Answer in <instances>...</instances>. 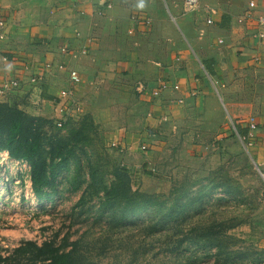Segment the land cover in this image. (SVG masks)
Returning <instances> with one entry per match:
<instances>
[{"label":"rangeland","instance_id":"1","mask_svg":"<svg viewBox=\"0 0 264 264\" xmlns=\"http://www.w3.org/2000/svg\"><path fill=\"white\" fill-rule=\"evenodd\" d=\"M252 72L243 83L249 98L230 99L236 114L260 119L264 98L257 95L264 94V73ZM234 82L242 85L240 79ZM226 88H215L222 117L205 119L209 126L201 134L202 147L193 145L191 137L181 144L182 136L169 149L143 150L138 136L126 145L118 140L125 136L108 141L111 124L106 119L81 115L59 127L23 110L35 118L27 129L40 134L42 154L34 171L31 162L0 150V264H47L17 252L30 241L64 246L73 264H264V165L231 129L244 118H231L221 94ZM146 117L137 112L132 123ZM77 130L89 142L79 143L84 150L77 149L69 165L58 163L52 152L60 146L56 136L64 140ZM89 165L96 169L94 180ZM53 167L57 178L42 186L48 198L40 199L33 175ZM117 182L126 183L132 200L124 210L105 206L107 191Z\"/></svg>","mask_w":264,"mask_h":264},{"label":"crops","instance_id":"2","mask_svg":"<svg viewBox=\"0 0 264 264\" xmlns=\"http://www.w3.org/2000/svg\"><path fill=\"white\" fill-rule=\"evenodd\" d=\"M251 2L257 7L250 8ZM99 5L104 7L97 12ZM183 5L184 0H0V20L6 22L0 103L57 122L61 91L71 90L74 106L66 122L81 115L106 119L108 141L125 136L118 140L126 145L138 136L143 150L157 151L182 136L181 144L191 137L201 146L205 119L222 117L215 90L225 85L221 94L231 118H244L231 129L264 165V118L236 114L230 99L249 98L244 80L252 79V71L264 73V38L258 35L264 27L256 19L264 0H199L196 14L185 13ZM134 13L148 16L151 27H137ZM72 71L81 77L76 85ZM239 79L242 85L234 82ZM161 81L168 87L154 96ZM138 83L147 86L145 93L137 91ZM137 112L147 117L132 123ZM250 124L257 125L251 145ZM136 127L140 133L131 129Z\"/></svg>","mask_w":264,"mask_h":264},{"label":"trees","instance_id":"3","mask_svg":"<svg viewBox=\"0 0 264 264\" xmlns=\"http://www.w3.org/2000/svg\"><path fill=\"white\" fill-rule=\"evenodd\" d=\"M31 120H35V118L27 116L23 110L10 107L7 104H0V150H7L12 157L31 162L33 170L36 171L39 167L40 155L42 154L40 151L42 143L40 134L37 133V131L33 133L31 129V133L28 132L27 123ZM66 123L67 122L64 124ZM62 138L64 140L56 136V142H59L60 146L54 147L52 152L60 158L58 163L64 162V165L67 166L71 158H76L72 157V154L74 156L77 155V149L84 150V146L79 147V143H81L82 140H85L84 143H88L90 138L83 130L72 131L71 135L62 136ZM58 166L59 165L55 167ZM55 167L51 168L49 172H47L46 168H42L39 173L33 175V189L38 198H48L46 193L43 192L42 186H48L56 180L58 173ZM90 167L93 169L91 178L94 180L97 178L96 169H94V165ZM111 186L113 187L111 190H108L106 194L105 206L122 207V210L129 208L132 204V200L128 199L129 191L126 183L117 182L113 185L111 184ZM81 201H84V195L81 197ZM121 215H123L122 218H125L126 212L121 211ZM120 219L121 218H117L118 221ZM63 248L64 246H56L53 241L45 242L41 246L30 241L27 242V246H20L17 252L21 255L31 254L34 260L40 259L43 262H47V264H73L70 252H65ZM79 262H81V260H79ZM75 264H77V262H75Z\"/></svg>","mask_w":264,"mask_h":264},{"label":"built area","instance_id":"4","mask_svg":"<svg viewBox=\"0 0 264 264\" xmlns=\"http://www.w3.org/2000/svg\"><path fill=\"white\" fill-rule=\"evenodd\" d=\"M103 7L104 6L99 5L96 11L99 12ZM198 7H199V0H184V9L186 12L193 11V10L197 9ZM256 7L257 6L254 2L250 3V8H256ZM248 17L250 18L251 15H248ZM131 19L137 27L141 26V27L150 28L152 25L151 19L148 16H145V15L140 14V13H134L131 16ZM256 19H257L258 25L260 27H264V6L261 9L260 15ZM5 27H6V22L4 20H0V41L6 39ZM258 35L260 38H264V33L261 32ZM47 66L49 68L52 67L50 64H48ZM70 78H71V83L73 85H76V84L80 83V81H81L80 74L77 71H72ZM16 82L17 81H13L12 84L15 85ZM7 87H8L7 85L3 86V88H1V91L6 89ZM167 87H168V85L164 81H161L159 88L157 90H154L152 93L154 96H160L161 92H163ZM173 88L175 90H178L179 86L175 85ZM137 91L139 93L143 94L147 91V86L144 83H138ZM192 94H195V93L192 92ZM60 99H61V105H60L59 110H60V114H62V118L57 120L56 124L59 127H62L63 124L66 122L65 118L67 116H70V113H72V111H73V110H71L72 106H74L73 92L71 90L61 91V98ZM249 127H250L249 137L251 138V141H250V145H251L252 138H253V135L251 134V132H255L257 130V125L256 124H250ZM143 149H146V148L143 147ZM260 173H261L262 178L264 180V168H262L260 170Z\"/></svg>","mask_w":264,"mask_h":264}]
</instances>
